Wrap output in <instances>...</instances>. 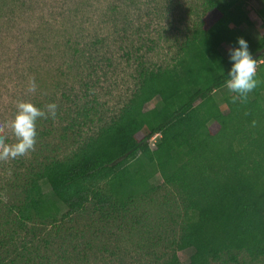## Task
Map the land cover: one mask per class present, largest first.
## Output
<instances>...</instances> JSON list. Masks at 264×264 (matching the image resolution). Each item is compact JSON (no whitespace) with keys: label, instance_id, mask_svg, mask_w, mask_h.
<instances>
[{"label":"trees","instance_id":"1","mask_svg":"<svg viewBox=\"0 0 264 264\" xmlns=\"http://www.w3.org/2000/svg\"><path fill=\"white\" fill-rule=\"evenodd\" d=\"M261 1L263 6L252 14L250 0H198V19L170 65L149 66L136 56V87L115 119L71 154L37 167L25 165L13 223L32 237L12 248L13 257L1 253L0 264H50L51 255H41L34 246L42 234L38 230L52 225L58 236L89 205L104 221L133 216L134 204L152 188L149 180L155 171L174 191V206L179 205L176 226L165 238L170 251L163 264L264 262ZM254 26L261 31L258 38L250 34ZM237 37L247 40L257 63L259 83L245 98L225 83L231 63L221 46L233 47ZM127 54L135 52L129 49ZM217 90L224 92L220 99ZM156 97L158 103L145 110ZM158 239L163 238L157 234ZM41 241L49 247L46 238ZM186 248L193 252L183 263L178 251Z\"/></svg>","mask_w":264,"mask_h":264},{"label":"rangeland","instance_id":"2","mask_svg":"<svg viewBox=\"0 0 264 264\" xmlns=\"http://www.w3.org/2000/svg\"><path fill=\"white\" fill-rule=\"evenodd\" d=\"M198 4V0H0V137L7 144L16 142L10 122L19 102L45 111L49 103L57 105L55 118L37 119L34 150L0 160V254L13 257L12 248L32 237L13 223L25 165L37 167L71 154L115 119L136 87V56H143L149 66L170 65L198 19ZM249 4L252 14L263 6L261 0ZM250 34L258 38L261 31L254 26ZM225 46L221 49L228 56L231 46ZM129 49L135 54L128 55ZM33 78L35 92L29 91ZM215 95L220 99L224 92L217 90ZM158 101V97L149 101L145 110ZM221 106L226 107L223 102ZM149 183L152 188L134 204L133 216L126 212L122 221H104L89 205L65 223L58 236L52 225L37 224L42 234L34 246L41 255H51L50 264H163L170 251L165 238L176 226L179 205L175 207L174 191L158 171ZM41 184L49 193L45 180ZM75 231L76 236L71 233ZM157 234L163 239L156 240ZM192 252L193 248L179 250L180 261L188 263Z\"/></svg>","mask_w":264,"mask_h":264},{"label":"clouds","instance_id":"3","mask_svg":"<svg viewBox=\"0 0 264 264\" xmlns=\"http://www.w3.org/2000/svg\"><path fill=\"white\" fill-rule=\"evenodd\" d=\"M228 58L231 67L227 71L226 86L230 92L236 93L237 97L245 98L259 83L256 78V59L253 58L249 50L247 40L243 37H237L235 45L228 50ZM29 91H36L34 78L30 81ZM56 115L57 105L55 103H49L45 111L31 102H19L16 113L10 122L16 142L7 144L4 138L0 137V160L15 159L34 150L37 137V119L55 118Z\"/></svg>","mask_w":264,"mask_h":264}]
</instances>
